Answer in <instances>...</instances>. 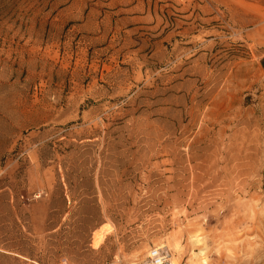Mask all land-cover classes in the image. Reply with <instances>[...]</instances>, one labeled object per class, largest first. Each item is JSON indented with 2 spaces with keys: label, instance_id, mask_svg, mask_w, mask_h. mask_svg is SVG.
Wrapping results in <instances>:
<instances>
[{
  "label": "rangeland",
  "instance_id": "rangeland-1",
  "mask_svg": "<svg viewBox=\"0 0 264 264\" xmlns=\"http://www.w3.org/2000/svg\"><path fill=\"white\" fill-rule=\"evenodd\" d=\"M199 1L0 0V264H264V44Z\"/></svg>",
  "mask_w": 264,
  "mask_h": 264
},
{
  "label": "crops",
  "instance_id": "crops-1",
  "mask_svg": "<svg viewBox=\"0 0 264 264\" xmlns=\"http://www.w3.org/2000/svg\"><path fill=\"white\" fill-rule=\"evenodd\" d=\"M199 6L202 20L209 22L210 19H216L217 25H227L250 42L264 44V0H200ZM122 11L116 5L106 7L102 13L106 16L104 27L97 26L87 35L88 38L95 39L98 46L104 47L106 51L114 46L120 47L125 32L132 33L134 39H137V33L147 32L149 43L153 46L164 38L161 31L168 21L164 13L158 14L149 2H145L139 15L130 13L128 16L132 20L124 24L119 23L126 16Z\"/></svg>",
  "mask_w": 264,
  "mask_h": 264
},
{
  "label": "built area",
  "instance_id": "built-area-1",
  "mask_svg": "<svg viewBox=\"0 0 264 264\" xmlns=\"http://www.w3.org/2000/svg\"><path fill=\"white\" fill-rule=\"evenodd\" d=\"M141 264H174L169 248L165 244L149 246Z\"/></svg>",
  "mask_w": 264,
  "mask_h": 264
},
{
  "label": "bare ground",
  "instance_id": "bare-ground-1",
  "mask_svg": "<svg viewBox=\"0 0 264 264\" xmlns=\"http://www.w3.org/2000/svg\"><path fill=\"white\" fill-rule=\"evenodd\" d=\"M98 238V237H97Z\"/></svg>",
  "mask_w": 264,
  "mask_h": 264
}]
</instances>
